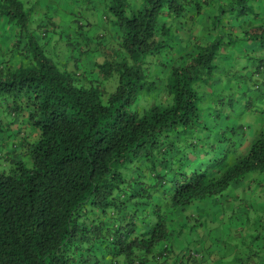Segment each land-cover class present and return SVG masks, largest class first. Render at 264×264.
<instances>
[{
  "label": "trees",
  "instance_id": "1",
  "mask_svg": "<svg viewBox=\"0 0 264 264\" xmlns=\"http://www.w3.org/2000/svg\"><path fill=\"white\" fill-rule=\"evenodd\" d=\"M97 3L102 30L76 24L86 42L56 64L41 43L54 30L36 37L0 0L19 31L0 55V132L4 113L30 130L0 156V264H176L177 215L264 182V126L245 152L229 116L248 80L264 87V0ZM259 212L239 264H264Z\"/></svg>",
  "mask_w": 264,
  "mask_h": 264
},
{
  "label": "rangeland",
  "instance_id": "2",
  "mask_svg": "<svg viewBox=\"0 0 264 264\" xmlns=\"http://www.w3.org/2000/svg\"><path fill=\"white\" fill-rule=\"evenodd\" d=\"M19 2L22 4L21 9H23V11H27L29 15L31 14L29 12L33 13L32 19L36 18L37 16L41 17V26L38 28L37 33L35 34L36 37H43L42 35L44 34L45 30L49 32L54 30L50 33L48 40L43 38L41 43H44L50 47L43 49V54L48 56L56 64H58L57 62H59V59L61 57L63 58V55L67 52L72 54V56L78 57L79 51L77 46L81 47L86 42V36L89 35V33H86L87 28H78L79 26L76 24L85 25L86 22L89 21L92 24L90 32L91 34H98L99 31L102 30L101 26L103 21V12L97 5V0H19ZM256 4L257 3L255 2L252 3L254 8H256ZM7 19V15H3V18L0 17V55L4 56H9L11 54L10 48L12 44L13 47L16 48L14 45H16L18 40L17 36L12 35L14 32L13 30H18L16 29L17 27L12 25L11 22L7 23ZM72 19L76 22L71 23ZM49 23L50 25H48ZM54 25L55 27H53ZM32 26L33 25L29 23V27ZM188 26L191 28L193 25L189 24ZM76 32H79L80 34H77ZM18 33L19 31L16 33V35H18ZM68 42L71 45H68ZM20 43H23V40H21ZM54 45H57L55 51L52 49ZM246 84L247 85L241 88V90H239L236 95H233V98H231L229 101L232 108V110L229 111L232 125L244 126V130H242L244 133L242 150L245 152L264 125V111L262 112L260 110L252 109L253 106L256 108L261 107V105H259L260 103L257 101L259 92L256 91L255 88L253 89V83L251 80H248ZM227 100L228 98H224L223 102L226 104ZM247 103H251V108L249 110L246 109ZM220 114L223 113L220 111ZM1 116H6L5 118L9 125H3V127H1L3 130L1 129L0 132V156L8 153V151L12 149V143L15 141V139L17 140V136L14 134L15 132L21 130L30 131L27 125L17 122L12 123V119L7 113H4ZM1 124L3 123L0 121V126ZM7 135L9 136V141L6 139ZM2 165L3 163L0 161V166ZM235 215L236 212H234V214L228 213L225 215L222 213V218L224 217V222L222 223L223 225L221 227L223 235L220 237L217 243H215V239H213L211 235H205L206 231L212 232L215 230L216 223H218L214 217V212H212L213 217L211 221L207 219L201 221L203 227L201 230L199 229L200 231L197 232V235L202 233V235L199 237V242H209L212 244V246L222 247L230 251V255H227L225 259L235 262V264H239V258H241V261L246 263L247 255H239V251L241 252V249H243L245 246L244 241L245 238H247L245 237L246 232L240 230L243 228L244 223L247 224V222H245L244 216L241 220L233 221L232 218L235 217ZM251 224L254 227L255 222L251 220ZM179 238L173 242L171 253L181 254L187 250H191L192 252L197 250L196 247H193L192 242L186 244L187 239L178 241ZM177 246H180L181 249L174 251V248ZM248 249L250 248L248 247ZM233 259H235V261H232ZM151 264H154V262H151ZM160 264H162V262H160ZM199 264H202V262L199 261Z\"/></svg>",
  "mask_w": 264,
  "mask_h": 264
},
{
  "label": "crops",
  "instance_id": "3",
  "mask_svg": "<svg viewBox=\"0 0 264 264\" xmlns=\"http://www.w3.org/2000/svg\"><path fill=\"white\" fill-rule=\"evenodd\" d=\"M28 15L27 25L32 24L31 29L39 28L41 26V17L37 16L32 19V12L30 15L27 11H24ZM53 20V19H52ZM58 22V21H57ZM17 29V28H16ZM13 34L17 33L18 30H13ZM258 102L261 107H252L254 110L264 111V87L260 86ZM264 126V125H263ZM262 126V127H263ZM264 201V182L261 181L260 177L252 176L241 182L238 187L230 190L225 197V201L222 205H219L215 202L207 203L205 206L196 205L190 210H185L181 215H177L173 219L175 221V227L182 226L185 229V233L181 235L178 241H183L187 239V243L192 242L193 247L197 248V252H192L188 250L189 253H193V256L196 255L200 257V261L202 264H225L228 259H225L227 255H230L228 250L218 246H212L209 242H199V237L202 235H197L203 224L202 220L207 219L209 221L212 220V212H214V217L218 223H216L215 230L212 232L206 231L205 235H211L213 239H215V243H217L222 237L223 233L221 231L222 223L224 222V217L222 218V213L234 214L236 212L235 217L232 218L233 221L241 220L242 217H245V221H251L254 217L258 219L260 217V212L262 211V205ZM245 208L249 211L247 214L245 213ZM264 219V217L262 218ZM201 227V228H200ZM248 228V227H246ZM200 229V230H199ZM198 230V231H197ZM185 242V241H184ZM180 250V246L174 248V251ZM260 262L259 259L251 258L249 259V264H258ZM164 264H172L171 261H166Z\"/></svg>",
  "mask_w": 264,
  "mask_h": 264
},
{
  "label": "built area",
  "instance_id": "4",
  "mask_svg": "<svg viewBox=\"0 0 264 264\" xmlns=\"http://www.w3.org/2000/svg\"><path fill=\"white\" fill-rule=\"evenodd\" d=\"M200 257L196 255L193 256V253H189L188 251L178 254V258L176 264H199Z\"/></svg>",
  "mask_w": 264,
  "mask_h": 264
},
{
  "label": "clouds",
  "instance_id": "5",
  "mask_svg": "<svg viewBox=\"0 0 264 264\" xmlns=\"http://www.w3.org/2000/svg\"><path fill=\"white\" fill-rule=\"evenodd\" d=\"M28 16V15H27ZM37 28H35V30H36ZM255 89H256V87H255ZM260 89V88H259Z\"/></svg>",
  "mask_w": 264,
  "mask_h": 264
}]
</instances>
